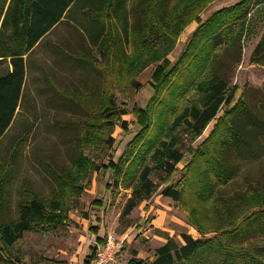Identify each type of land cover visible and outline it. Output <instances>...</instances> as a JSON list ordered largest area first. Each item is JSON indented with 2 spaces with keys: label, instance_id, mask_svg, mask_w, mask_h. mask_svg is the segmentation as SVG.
Segmentation results:
<instances>
[{
  "label": "trees",
  "instance_id": "trees-1",
  "mask_svg": "<svg viewBox=\"0 0 264 264\" xmlns=\"http://www.w3.org/2000/svg\"><path fill=\"white\" fill-rule=\"evenodd\" d=\"M208 1L0 0V139L24 100L29 55L56 25L79 30L105 61L113 59L115 70L126 68L120 76L124 78L151 61L163 59L179 33L197 19ZM262 5L264 0H240L215 12L199 24L175 63L169 66L163 60L153 75L154 95L146 108L138 111L139 130L112 168L115 184L121 182L131 190L122 216L129 215L162 186L159 194L178 203L202 236L210 231L217 234L194 239L182 233L183 244L167 239L156 249L152 261L131 259L128 264H264V183L256 179L257 187L248 186L232 197L223 191L245 164L260 156L263 146L262 113H256L243 95L235 100L237 88L230 87L223 74L229 67L227 58L241 53L248 14ZM129 15L132 20L139 19L140 24L136 20L131 28ZM128 43L132 45L130 60L124 52V44ZM262 47L264 50V35L258 48ZM192 93L197 95L195 101L189 99ZM102 103L98 117L105 113L111 118L113 106L109 101ZM223 106L227 109L217 127L200 148L191 151L194 157L186 166L187 172L175 180L177 164L184 157L176 131L184 126L194 137L200 136ZM84 123L87 139L92 136L88 124L96 131L110 125L108 121ZM126 125L121 123L122 128ZM109 140L114 143L112 138ZM14 173L13 163L2 164L0 264H20L21 257L12 248L34 225L50 229L64 221L62 202L56 198L45 200L32 191L17 202L12 216L7 206ZM154 174L158 183L151 179ZM249 174L247 171L250 180ZM78 180H66L67 189L75 196L80 190ZM254 239L257 241L252 244ZM97 242L103 243L104 239L97 238ZM94 261L92 246L83 264Z\"/></svg>",
  "mask_w": 264,
  "mask_h": 264
},
{
  "label": "rangeland",
  "instance_id": "rangeland-1",
  "mask_svg": "<svg viewBox=\"0 0 264 264\" xmlns=\"http://www.w3.org/2000/svg\"><path fill=\"white\" fill-rule=\"evenodd\" d=\"M239 1L209 0L197 19L179 33L163 59L151 61L124 78H120L126 70L124 66L115 70L111 57L105 61L97 47H91L79 30L66 25L58 27L29 55L24 100L12 125L0 139V169L7 162L13 163L15 168L7 208L13 216L17 202L32 191L45 200L56 198L62 202L64 221L50 229L46 225H34L24 233L12 248L20 255V264H83L97 233L101 239L109 234L125 239L124 249L110 264H128L131 259L152 261L156 249L167 239L182 243V233L194 239H209L217 234L210 231L202 236L178 203L159 194L162 186L149 200L122 216L131 190L121 186V182L115 184L112 168L139 130L138 111L145 109L154 95L153 75L163 60L169 66L175 63L200 23ZM128 20L131 28L134 23L140 24L139 19L136 22L130 15ZM117 30L120 31L118 27ZM113 34H116L115 29ZM263 35L264 5L248 14L242 30L241 53L227 58L229 67L223 74L229 86L237 88L235 100L243 95L252 109L264 117V50L258 48ZM131 47L130 43L124 44L129 60ZM113 72L114 82L111 80ZM196 98L195 93L189 96L191 101ZM107 101L113 106V116L108 118L104 113L99 118V107ZM226 109L223 106L198 137L184 126L176 131L178 147L184 157L177 164L175 180L184 177L186 166L194 157L191 151L201 147ZM124 111L127 113L118 115ZM85 121H108L110 125L96 131L88 124L92 136L87 139ZM123 121L127 123L126 128L121 126ZM262 143L260 156L245 164L223 188L225 194L232 197L248 186L257 187L256 179L264 183V137ZM247 171L250 180L246 177ZM69 179H79L80 190L76 196L67 189ZM151 179L158 183L157 175H152Z\"/></svg>",
  "mask_w": 264,
  "mask_h": 264
},
{
  "label": "built area",
  "instance_id": "built-area-1",
  "mask_svg": "<svg viewBox=\"0 0 264 264\" xmlns=\"http://www.w3.org/2000/svg\"><path fill=\"white\" fill-rule=\"evenodd\" d=\"M93 246L95 247L93 264H110L124 249L125 239L109 234L104 238L103 243L95 242Z\"/></svg>",
  "mask_w": 264,
  "mask_h": 264
},
{
  "label": "crops",
  "instance_id": "crops-1",
  "mask_svg": "<svg viewBox=\"0 0 264 264\" xmlns=\"http://www.w3.org/2000/svg\"><path fill=\"white\" fill-rule=\"evenodd\" d=\"M60 26H64L65 27V25H62V24H58V25H56L53 29H52V31H51V33L48 35V37L44 40V41H46L47 39H49V36L52 34V33H54L56 30H57V28L58 27H60ZM43 41V42H44ZM43 44V43H42ZM41 44V45H42ZM49 46H51L52 47V44H49V43H47ZM25 59H26V57H25ZM9 61V60H8ZM3 69V68H2ZM10 70H11V66H10ZM96 241L95 242H97V238H100V237H98V233L96 234Z\"/></svg>",
  "mask_w": 264,
  "mask_h": 264
}]
</instances>
